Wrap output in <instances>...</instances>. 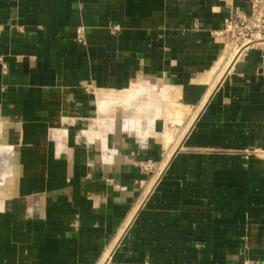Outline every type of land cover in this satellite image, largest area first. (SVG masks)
I'll use <instances>...</instances> for the list:
<instances>
[{
    "label": "crops",
    "instance_id": "obj_1",
    "mask_svg": "<svg viewBox=\"0 0 264 264\" xmlns=\"http://www.w3.org/2000/svg\"><path fill=\"white\" fill-rule=\"evenodd\" d=\"M248 9L0 0V264H264V42L218 35Z\"/></svg>",
    "mask_w": 264,
    "mask_h": 264
},
{
    "label": "built area",
    "instance_id": "obj_2",
    "mask_svg": "<svg viewBox=\"0 0 264 264\" xmlns=\"http://www.w3.org/2000/svg\"><path fill=\"white\" fill-rule=\"evenodd\" d=\"M76 40L83 41V27L76 30ZM218 35L227 41L228 58L238 57L247 47L257 42H264V0H249L247 12L239 11L230 14L224 21ZM141 171L153 174L157 165L153 161H144Z\"/></svg>",
    "mask_w": 264,
    "mask_h": 264
},
{
    "label": "bare ground",
    "instance_id": "obj_3",
    "mask_svg": "<svg viewBox=\"0 0 264 264\" xmlns=\"http://www.w3.org/2000/svg\"><path fill=\"white\" fill-rule=\"evenodd\" d=\"M131 100V99H130ZM6 150H5V148H4V146L2 147V145L0 144V158H2V156H3V168H2V171L0 172V189H1V187L3 186V184H2V182L1 181H3V178H2V175L4 176V173H5V168L8 166V162L6 161V159H5V155H6ZM6 156H8V154L6 155ZM10 164V163H9ZM2 167V166H1ZM4 196V194L2 195V197ZM2 197H0V200H2Z\"/></svg>",
    "mask_w": 264,
    "mask_h": 264
},
{
    "label": "rangeland",
    "instance_id": "obj_4",
    "mask_svg": "<svg viewBox=\"0 0 264 264\" xmlns=\"http://www.w3.org/2000/svg\"><path fill=\"white\" fill-rule=\"evenodd\" d=\"M6 174V172L4 173V175ZM2 178H3V181H1L2 182V184L4 185V183L6 182V178L4 177V176H2ZM3 190H2V187H1V189H0V197H2V195L4 194V192H2Z\"/></svg>",
    "mask_w": 264,
    "mask_h": 264
}]
</instances>
